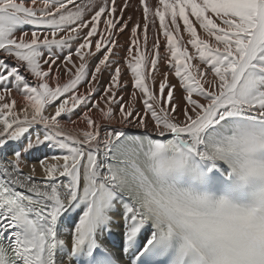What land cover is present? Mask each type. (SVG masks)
I'll use <instances>...</instances> for the list:
<instances>
[{
  "label": "snow or ice",
  "instance_id": "obj_1",
  "mask_svg": "<svg viewBox=\"0 0 264 264\" xmlns=\"http://www.w3.org/2000/svg\"><path fill=\"white\" fill-rule=\"evenodd\" d=\"M0 264H264V0H0Z\"/></svg>",
  "mask_w": 264,
  "mask_h": 264
}]
</instances>
